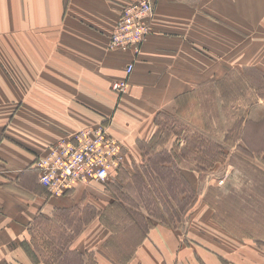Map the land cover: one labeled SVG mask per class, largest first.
Masks as SVG:
<instances>
[{
  "label": "crops",
  "instance_id": "1",
  "mask_svg": "<svg viewBox=\"0 0 264 264\" xmlns=\"http://www.w3.org/2000/svg\"><path fill=\"white\" fill-rule=\"evenodd\" d=\"M132 1L0 0V252L23 256L21 264L30 263L20 247L9 246L37 213L64 199L46 198L38 155L101 122L124 154L138 155V143L155 133L159 110L206 80L222 79L225 26L244 27L252 42L264 36V0H151L152 33L127 76L132 56L107 46L120 10ZM233 52L232 68L254 66L264 74V60ZM123 79L127 91L118 95L110 85ZM186 215L182 227H148L124 263L102 253L112 233L101 223L74 250L93 253L96 264H264V236L226 227L207 201Z\"/></svg>",
  "mask_w": 264,
  "mask_h": 264
},
{
  "label": "rangeland",
  "instance_id": "2",
  "mask_svg": "<svg viewBox=\"0 0 264 264\" xmlns=\"http://www.w3.org/2000/svg\"><path fill=\"white\" fill-rule=\"evenodd\" d=\"M252 14L255 22L261 20L259 11ZM153 19L145 40L152 33ZM225 27L222 79L206 80L176 104L159 110L155 133L148 142L138 143V155L124 154L119 142L122 161L110 180L92 181L63 194L47 191L49 201L62 197L63 201L56 207L52 201L29 220L10 249L20 247L30 264H96L93 253L74 250V243L83 235L99 233L101 223L112 233L102 253L124 263L148 227L155 223L182 227L186 214L201 201L214 206L216 218L226 227L264 236V74L254 66L230 64L232 50L263 61L264 42L257 39L264 36L255 35L252 42L242 32L244 27ZM144 42L138 53L107 47L114 53H130L128 63L134 69ZM115 82H125V91L113 90ZM127 87L125 79L110 85L118 95ZM101 124L108 126L101 122L86 127ZM18 257L23 256L0 252V264H13L11 259L21 264Z\"/></svg>",
  "mask_w": 264,
  "mask_h": 264
},
{
  "label": "built area",
  "instance_id": "3",
  "mask_svg": "<svg viewBox=\"0 0 264 264\" xmlns=\"http://www.w3.org/2000/svg\"><path fill=\"white\" fill-rule=\"evenodd\" d=\"M154 10L149 0H138L124 6L109 40L110 50L138 53L149 34ZM133 63H127L130 74ZM125 82H115L113 90L125 91ZM36 162L38 182L51 194H63L76 184L90 180L105 183L121 163L119 141L107 125L89 126L48 146Z\"/></svg>",
  "mask_w": 264,
  "mask_h": 264
},
{
  "label": "bare ground",
  "instance_id": "4",
  "mask_svg": "<svg viewBox=\"0 0 264 264\" xmlns=\"http://www.w3.org/2000/svg\"><path fill=\"white\" fill-rule=\"evenodd\" d=\"M69 136H66V137H62V138H68ZM61 138V139H62ZM39 157V156H38ZM38 157H37V159H38ZM37 159H36V162H37ZM36 162H35V168H36ZM37 169V168H36ZM37 172H38V169H37ZM37 179H38V177H37ZM92 181H94V180H90V181H88L87 183H80V184H89L90 182H92ZM95 182H97V181H95ZM44 187V186H43ZM45 188V187H44ZM46 189V188H45ZM46 191H47V189H46Z\"/></svg>",
  "mask_w": 264,
  "mask_h": 264
}]
</instances>
